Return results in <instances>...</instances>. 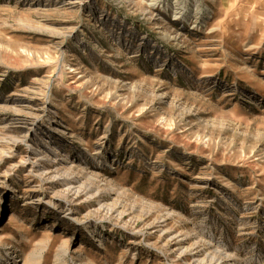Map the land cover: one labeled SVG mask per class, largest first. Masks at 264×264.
Wrapping results in <instances>:
<instances>
[{"label":"rangeland","instance_id":"obj_1","mask_svg":"<svg viewBox=\"0 0 264 264\" xmlns=\"http://www.w3.org/2000/svg\"><path fill=\"white\" fill-rule=\"evenodd\" d=\"M0 264H264V0H0Z\"/></svg>","mask_w":264,"mask_h":264}]
</instances>
